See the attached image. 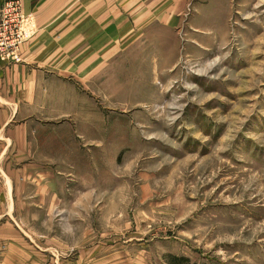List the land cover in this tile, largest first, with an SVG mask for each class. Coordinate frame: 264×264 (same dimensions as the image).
Segmentation results:
<instances>
[{
	"label": "rangeland",
	"instance_id": "374dc122",
	"mask_svg": "<svg viewBox=\"0 0 264 264\" xmlns=\"http://www.w3.org/2000/svg\"><path fill=\"white\" fill-rule=\"evenodd\" d=\"M100 3L120 50L73 79L100 108L66 205L3 218L0 264H264V0Z\"/></svg>",
	"mask_w": 264,
	"mask_h": 264
},
{
	"label": "crops",
	"instance_id": "0c3cea01",
	"mask_svg": "<svg viewBox=\"0 0 264 264\" xmlns=\"http://www.w3.org/2000/svg\"><path fill=\"white\" fill-rule=\"evenodd\" d=\"M20 1L33 22L15 60H0V175L10 180L0 182V222L5 217L22 221L26 206L33 214L50 215L53 207L66 205L67 199L58 197L67 190L62 176L80 167L70 143L80 151L83 141L81 130L73 127L88 125L89 112L100 108L73 79L86 85L90 78L103 81L106 68L113 67L106 62L120 50L118 37L105 42L100 0L93 1L95 11L88 2L80 6L79 17L71 0ZM95 36L96 42L88 39ZM90 46L95 47L91 53ZM14 175L33 181L18 185Z\"/></svg>",
	"mask_w": 264,
	"mask_h": 264
},
{
	"label": "built area",
	"instance_id": "2783aa9c",
	"mask_svg": "<svg viewBox=\"0 0 264 264\" xmlns=\"http://www.w3.org/2000/svg\"><path fill=\"white\" fill-rule=\"evenodd\" d=\"M32 16L20 0H4L0 5V60L14 61L20 45L31 34Z\"/></svg>",
	"mask_w": 264,
	"mask_h": 264
},
{
	"label": "trees",
	"instance_id": "16d2710c",
	"mask_svg": "<svg viewBox=\"0 0 264 264\" xmlns=\"http://www.w3.org/2000/svg\"><path fill=\"white\" fill-rule=\"evenodd\" d=\"M169 257L173 259L174 261H176L177 263H186L188 260L186 257H178V256H173V255H170Z\"/></svg>",
	"mask_w": 264,
	"mask_h": 264
}]
</instances>
